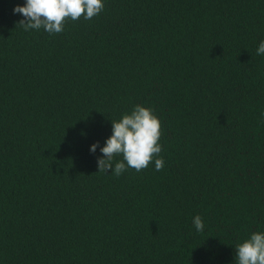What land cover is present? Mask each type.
Instances as JSON below:
<instances>
[{
	"label": "trees",
	"instance_id": "trees-1",
	"mask_svg": "<svg viewBox=\"0 0 264 264\" xmlns=\"http://www.w3.org/2000/svg\"><path fill=\"white\" fill-rule=\"evenodd\" d=\"M24 3L0 0V264H236L264 232V0H103L59 34ZM136 105L163 169L97 172Z\"/></svg>",
	"mask_w": 264,
	"mask_h": 264
},
{
	"label": "clouds",
	"instance_id": "clouds-1",
	"mask_svg": "<svg viewBox=\"0 0 264 264\" xmlns=\"http://www.w3.org/2000/svg\"><path fill=\"white\" fill-rule=\"evenodd\" d=\"M104 10L103 0H25L23 6L17 5L13 13H19L23 19L19 24L25 31L40 30L49 34L64 31L67 21H76L81 17L90 20ZM256 55H264V40L256 48ZM111 135L106 139L97 158V172L113 173L120 176L127 168L137 172L155 162V170L164 167L159 143L162 134L161 122L151 108L136 105L130 113L124 114L118 121H111ZM98 142L90 146L94 153ZM120 156L122 160L115 161ZM155 158V159H154ZM197 232L204 230L199 215L193 218ZM236 264H264V232H254L235 247Z\"/></svg>",
	"mask_w": 264,
	"mask_h": 264
}]
</instances>
